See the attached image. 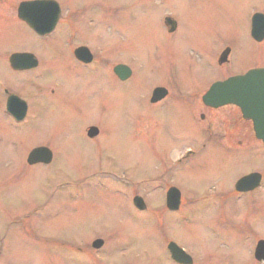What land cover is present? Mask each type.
I'll return each mask as SVG.
<instances>
[{"label": "rangeland", "instance_id": "374dc122", "mask_svg": "<svg viewBox=\"0 0 264 264\" xmlns=\"http://www.w3.org/2000/svg\"><path fill=\"white\" fill-rule=\"evenodd\" d=\"M22 1L0 0V81L41 101L43 115L16 127L0 113V264H82L73 242L85 248L96 238L104 245L92 248L94 264H176L169 240L195 264H262L253 251L256 237L264 238V198L257 202L253 193L240 200L220 189L249 169L260 170L264 153L243 159L224 149L225 139L205 141L211 142L210 133L222 138L221 122L211 129L199 118L188 124L179 108L171 113L121 97L120 83L104 71L128 62L135 74L126 86L145 96L157 82L197 87L211 77L216 49L226 42L241 52L232 68L264 63V43L249 37L252 6L264 11V0H56L62 15L50 37L17 19ZM166 16L179 22L176 34L169 35ZM78 45L93 51V67L105 68L76 72L71 58ZM14 51L35 53L42 68L14 72L7 59ZM48 83L55 94H34L51 90ZM89 125L100 129L96 140L87 139ZM38 143L53 147L50 165H28L29 146ZM187 150L193 153L186 156ZM163 167L173 171L168 182L185 199L188 215L178 224L166 225V188L154 176ZM135 195L146 202L145 211L134 206ZM217 208L226 213L218 217Z\"/></svg>", "mask_w": 264, "mask_h": 264}, {"label": "flooded vegetation", "instance_id": "af4514ba", "mask_svg": "<svg viewBox=\"0 0 264 264\" xmlns=\"http://www.w3.org/2000/svg\"><path fill=\"white\" fill-rule=\"evenodd\" d=\"M252 9L253 10L249 14L250 15L249 37L254 43L262 45L264 43V36L261 39H256L253 36L252 31H253V19L257 16V18H258V20H257L258 30L260 31L262 29V32H263V30H264V11H262L263 8L260 6L258 8L252 6ZM61 10H62V8H61ZM61 15H62V11H61L60 17H61ZM60 17H59V20H60ZM166 17H168V16H166ZM166 17H165V19H166ZM171 18H173V17H171ZM17 19L28 25V23L26 21H24L23 19H21L19 17L18 9H17ZM173 19L176 21V27H175L174 31L170 32L171 25L167 26V28L169 30V35L176 34L179 31L178 29L180 28L179 22L175 18H173ZM58 23H59V21H58ZM58 23H57V25H58ZM164 23H165V20H164ZM52 33H49L47 35H39L38 33H36V34L38 36H41V37H50L52 35ZM80 47H87L89 49L90 53H92V55H93L92 61L86 62V61L78 58V56L76 55V50ZM15 53H32V52L14 51L10 55H8V58H7L8 63L10 65V68L14 72L27 73V72H33L35 70H39L42 68L43 61L39 57H37L35 55V53H32L38 62V64L35 67L28 68V69H15L12 66L11 61H10L11 56ZM237 53H241V52H236L235 43L226 42L223 46L221 45V46L217 47L216 53H215V58H214V60H215L214 66L215 67L213 69H211V71H210L211 77L208 78L209 77V75H208L207 79L199 82L197 87H190L188 84H186V89H183V90H182V88H180L178 86L167 85L164 82H157V83L153 84V86L151 87L149 92H147V94L145 96H144V93H139L140 91L138 89H136L137 87L131 88L134 90L128 89L126 85L128 83V80H130L134 76L135 70H134L133 66L126 61H120L117 64H114L112 66V69L107 70V71L105 70L104 76L107 77V74H109V75L112 74L116 79L115 82L120 83L119 89H120L121 97H124L126 99H128V97L129 98L134 97V99L137 101L140 98H142L141 100H144L147 104H149L151 106H156L157 108L158 107H161V108L165 107L166 111L171 110V113L176 111L173 108H179V109H181V114H182L181 116L186 117V122L188 124L190 122L196 121V119L199 118V120L201 122L209 121L208 128L211 129L212 123H215V121L221 122L223 124V127H225L222 138L220 136H214L216 134L210 133V136L213 135L211 138V142L209 141L210 139H206L205 141L208 140L209 143H214V142L220 141L222 139H225L226 140V146H225V148L223 146V148L227 152H232V153H235L238 155H242L243 159L250 157L249 158V160H250L254 157L256 152L259 154L264 153V142L256 137V131H255L253 120L249 119V118H245L241 108L235 104H226L223 106H213V105L207 104L204 101V95L207 93V91L210 89V87L215 82L224 81L230 77L245 74L248 71L253 70V69H264V65H263L264 63H262V62L254 63V64L248 63V64L242 65L241 67L236 68V69L232 68L231 67L232 61H234V56L237 55ZM72 57L73 58H71V59H72L73 65L75 66L76 72H78V73L79 72H81V73L85 72L88 75H90L89 73L92 74V73H95V71L98 72L101 67L105 68L104 66H100V65L93 67L94 66L93 64H95L97 58L95 57V55H94L93 51L90 49V47H88L87 45L76 46L72 51ZM262 57H264V55ZM56 60H57V58L54 60V62ZM105 60H106V58H105ZM45 63H47V62H44V66H45L44 69L49 70L51 68V66L49 65V63H47V64H45ZM104 63H106V61H104ZM117 65H121V66L130 68V70H131L130 76L127 78H122L119 75H117L115 73V67ZM45 73H47V72H45ZM52 83H48V84H50L49 87L52 88L51 90H49L47 88L46 92H45V89L42 92H38V91H36V89H34L33 90V92L35 91L34 94L39 96V97L44 96L45 93H48V92L55 94L56 88H55V86L51 85ZM157 88H164L165 89V95L161 99H159L158 101L152 102V96L154 94V91ZM10 89H12V88L6 87V85H4L3 80L0 81V91L2 90V92L4 93V95H2L3 96V102L0 103V107H2L0 110L1 117H3V118L6 117V120L12 121L16 127H21L25 121L31 120L33 117L36 118V120L41 119V117L43 115L42 110H41V103H39L41 101H39V102L34 101L32 98H31L32 99L31 100L27 96L28 93L25 96H23V94H20V93L18 94L14 91H10ZM18 91H20V90H17V92ZM133 94H135V95L133 96ZM60 101H61L60 108L67 110V108L70 105L69 104L64 105V102H62V100H60ZM120 106H123V103H120ZM67 111H69V110H67ZM69 114L71 115V112ZM192 126H194V125H192ZM91 127H97L98 128V133L94 136H91L89 134ZM100 133H101L100 129L96 125H89L87 127L86 136H87V139L89 141L96 140L95 138L100 136ZM228 138H230V139H228ZM252 142L257 143V145H253ZM203 146L205 148L209 147L207 145V143H204ZM37 147H48L52 151L53 158H54L53 147H51L50 145H47V144H39V143L38 144H32L31 147L29 146V150H28L29 152L28 153H30L31 150H33L34 148H37ZM25 150H27V149H25ZM188 150L186 152V156H190L193 153L192 150H190V151H188ZM27 158H28V156H27ZM183 158H185V157L182 155L181 157H178L176 161L179 162V161L183 160ZM241 161H243V160H241ZM52 162H53V159L48 164L38 163L35 165H30V164H28V165L29 166H36V165L47 166V165H50ZM163 170L161 172V175L159 174V172H156V174L154 176H156L155 181L157 182V184L159 182H162L163 188L164 187L166 188V191H165V206H166L165 212H166V218H167L166 225H169V223L178 224L179 223L178 221L186 219L185 217L188 215V211L183 208V205L186 204L185 199L182 196V190L179 187L172 185L168 182L169 175L172 176L173 171L169 172L171 169L164 168V167H163ZM250 174H255L257 176L255 177V179L251 183L244 184V185H242L243 187L239 186L240 180L242 178L250 175ZM249 185H250V188H249ZM159 188H160V186H159ZM171 188H177L178 191H180L181 203H180L179 209H177V210H170L167 206V196H168V193H169ZM241 188H243V189H241ZM220 192H226L227 194L231 193L232 195L239 197L240 200H242L244 198L243 196L254 193L255 196L253 199L255 201L259 202V199L261 197L264 198V161H262V163H261V169L260 170L256 169V168L249 169L247 172H244L243 174L238 176L232 182V184H230V186H228V188L226 190L220 189ZM190 197H192V196H190ZM245 202L247 203V206H246V212L247 213L244 216L246 217L245 219L247 220L248 213H250L249 209H250L251 205L249 202H247V201H245ZM191 203H196V201H192ZM248 207H249V209H248ZM223 209L225 210L226 207ZM139 211H141V210H139ZM179 212L181 213V215H175V213H179ZM223 212L226 213V211H221L220 208H217L215 210V215L217 214V216L219 217L220 214ZM157 213H159V210H157V209L152 211V217L156 220V222H157V217H158ZM160 213H162V212H160ZM164 217H165V215H164ZM160 222L162 225H165L164 218ZM42 224H44V223L42 222ZM256 238L257 239L255 241V247H254V251H253V256L255 259H256L255 251H256L258 242L260 240H264V238H260V236H258ZM97 239H102V238H96L95 240H97ZM95 240L85 242V245H86L85 248L79 247L78 242H76V241L73 242V252L75 254V257H80L82 259V264H94L93 263L94 258H93L92 248H94L93 243ZM170 242H175V241L169 240V242L167 244H169ZM175 243L177 244V242H175ZM82 244H84V243H82ZM85 250H86V252H85ZM80 254L86 255V256L81 257ZM171 259L176 264H180V263L176 262L172 258V256H171ZM192 260H193L192 264H195L193 257H192ZM83 261L85 263H83ZM258 262L264 264V261H258Z\"/></svg>", "mask_w": 264, "mask_h": 264}, {"label": "water", "instance_id": "95a60500", "mask_svg": "<svg viewBox=\"0 0 264 264\" xmlns=\"http://www.w3.org/2000/svg\"><path fill=\"white\" fill-rule=\"evenodd\" d=\"M61 6L56 0H25L18 6V15L26 21L39 35H47L54 31L61 14ZM257 16L253 19V36L261 39L264 30L259 31L257 27ZM165 24L170 26V32L175 30L176 21L170 16L166 17ZM89 52V53H88ZM78 58L90 62L93 59L87 47H80L76 50ZM15 69H28L35 67L38 62L32 53H15L10 58ZM115 73L122 78L131 74L128 67L117 65ZM165 95L164 88H157L152 96V102H156ZM204 101L213 106L235 104L239 106L245 118L252 119L256 131V137L264 142V69H253L245 74L230 77L224 81L215 82L204 95ZM98 133L97 127H91L89 134L94 136ZM53 159V153L48 147H37L30 151L27 162L30 165L38 163L48 164ZM257 175L250 174L242 178L239 186L251 183ZM250 188V185H249ZM243 189V188H241ZM133 202L140 210L147 208L144 199L137 195ZM181 195L177 188H171L167 196V206L170 210H177L180 207ZM104 240L97 239L93 247L99 249L103 246ZM172 258L181 264H192L193 260L183 248L175 242L168 244ZM256 259L264 261V240L258 242Z\"/></svg>", "mask_w": 264, "mask_h": 264}]
</instances>
